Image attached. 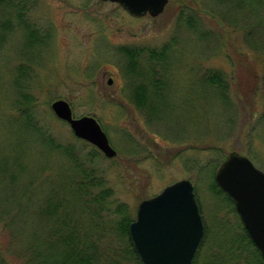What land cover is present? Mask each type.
<instances>
[{"label": "rangeland", "instance_id": "1", "mask_svg": "<svg viewBox=\"0 0 264 264\" xmlns=\"http://www.w3.org/2000/svg\"><path fill=\"white\" fill-rule=\"evenodd\" d=\"M11 9L25 13L34 46L8 20ZM121 48H140L142 58L155 51L160 95L152 96L146 71L127 75ZM210 72L222 75L224 94L204 81ZM145 83L147 104L138 108L134 90ZM59 98L74 117L96 118L114 157L54 115ZM41 137L91 157L83 166L104 178L133 220L141 200L189 179L204 224L199 258L216 241L228 248L244 225L210 184L230 151L264 172V0H168L155 17L101 0H0V264H36L25 252L46 241L38 214L48 186L78 173Z\"/></svg>", "mask_w": 264, "mask_h": 264}, {"label": "trees", "instance_id": "2", "mask_svg": "<svg viewBox=\"0 0 264 264\" xmlns=\"http://www.w3.org/2000/svg\"><path fill=\"white\" fill-rule=\"evenodd\" d=\"M6 13L8 20H15L23 29L25 28L27 46L31 47L38 43L35 31L23 16L24 12L11 9ZM121 49L127 62V75L133 79L139 78L143 77L142 72L146 71L149 76L147 81L152 83L154 88L152 96L160 95V79L155 77L157 70L153 64L157 61L155 51H149V57L142 58L140 48ZM143 59L148 61V66ZM203 79L224 94L226 85L219 72H210ZM144 89L146 83L134 90L132 101L138 108H145L147 104ZM38 132L40 135L45 133ZM41 138L49 147L62 150L78 173L66 176V181L62 185L53 182L48 186L47 195L43 199L45 204L38 214L42 224L47 225L46 241L28 247L25 252L26 258L29 257L36 264H48L46 257L60 258L59 261L55 260L50 264H142L129 234L132 214L124 204L112 198V190L105 186V180L100 174L83 166L92 158L78 157L72 145L56 143L51 138ZM15 161L19 162V159L15 158ZM12 171L15 170L7 172ZM210 189L233 203L214 181L211 182ZM227 240L228 248H223V244L216 241L208 245L206 254L200 259L205 244L203 236L191 264H264V257L244 227ZM207 254L212 256L211 260L206 258ZM215 257L217 259H214Z\"/></svg>", "mask_w": 264, "mask_h": 264}, {"label": "water", "instance_id": "3", "mask_svg": "<svg viewBox=\"0 0 264 264\" xmlns=\"http://www.w3.org/2000/svg\"><path fill=\"white\" fill-rule=\"evenodd\" d=\"M119 4L133 16L159 15L168 0H101ZM54 115L73 135L112 158L116 150L95 117H74L69 103L54 100ZM215 184L233 200L245 230L264 257V172L245 156L230 151L220 162ZM132 244L142 264H191L204 235V224L189 179L165 186L138 204L129 224Z\"/></svg>", "mask_w": 264, "mask_h": 264}]
</instances>
